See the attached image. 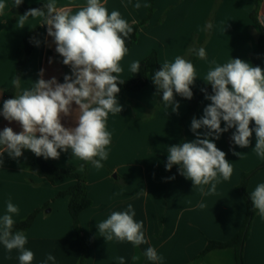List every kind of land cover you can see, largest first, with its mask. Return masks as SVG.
Here are the masks:
<instances>
[{
    "label": "crops",
    "instance_id": "obj_1",
    "mask_svg": "<svg viewBox=\"0 0 264 264\" xmlns=\"http://www.w3.org/2000/svg\"><path fill=\"white\" fill-rule=\"evenodd\" d=\"M29 6H38L47 0H23ZM257 0H155V11L147 27L140 29V39L121 61L123 79H130L132 61L141 62L153 51H157L161 65L173 62L177 56L186 57L194 41L206 51V57L195 64L197 78L192 85L200 90L206 84L202 79L215 61L222 65L232 59H242L253 66L251 53L258 47L259 28L251 14ZM9 8L0 15V104L4 90L13 84L16 56L26 34L42 24L43 18L29 17L23 27L13 21L14 0H5ZM59 8L75 12L86 0H56ZM108 11L117 10L130 25L149 15V0H101ZM141 4L139 9L134 5ZM215 10V11H214ZM215 12V13H213ZM23 15V14H22ZM21 16V15H20ZM213 21L210 20L213 18ZM259 18H264V0ZM212 27V28H211ZM211 37L206 40L209 29ZM54 38L43 25L34 40V50L26 61L19 92L30 88L32 83L43 78L55 77L58 82L68 74L70 66L63 64V57L56 52ZM51 61V62H50ZM264 70V54L259 60ZM43 70V76L40 75ZM211 95V94H210ZM118 102L122 111L109 113L107 130L111 143L107 147L108 158L101 161L102 167L92 166L88 172V194L92 206L80 216L83 237L90 248L88 264H118L116 257H124L125 264H236L235 249L214 250L200 258L209 241L227 242L241 229L246 216L247 204L239 193L238 186L244 173L256 169L264 162L253 151L255 133L247 148L235 145L229 130L214 140L216 146L226 153L232 163L233 173L229 180L217 184L213 194H202L193 188L185 176H173L166 169L168 147L196 139L191 131V120L203 116V109L211 103L202 99L193 118L187 121L182 133V118L189 109L188 101L174 99L179 108L172 111L164 104L158 108V98L151 85L121 96ZM73 108L76 105L73 104ZM2 113V111H0ZM78 111L63 117L65 127L74 126ZM224 122H221L223 128ZM11 127L19 133L18 122L4 119L0 114V131ZM201 134L207 129L197 130ZM60 151V150H58ZM242 153L241 157L233 153ZM22 156L13 159L4 153L0 166V217L6 212L7 202L19 209L14 221L26 219L36 210L42 209L34 223L24 234L25 248L34 253L32 264H43L48 254L55 261L48 264H79L82 246L69 210V198L59 194L75 184L74 179L58 180L52 184L41 176L42 160L61 168L80 166L83 162L72 156L71 150L60 151L58 159L37 157L23 149ZM174 177V179H171ZM264 183V170L248 183L250 194L256 186ZM210 185L204 186L207 192ZM203 203L204 208L199 207ZM128 204L136 213L134 219L143 222L146 244L139 247L115 239L105 241L98 232V223L113 211H126ZM49 205L48 208L45 206ZM148 247L156 249L162 261H149L144 255ZM138 255L139 260L132 257ZM19 252L8 253L0 243V264H19ZM245 264H264V217L257 213L252 223L251 235L244 247Z\"/></svg>",
    "mask_w": 264,
    "mask_h": 264
},
{
    "label": "clouds",
    "instance_id": "obj_2",
    "mask_svg": "<svg viewBox=\"0 0 264 264\" xmlns=\"http://www.w3.org/2000/svg\"><path fill=\"white\" fill-rule=\"evenodd\" d=\"M21 3L23 0H14L13 6L18 7ZM134 7L139 9L141 4L136 3ZM6 8L9 5L0 0V15ZM29 17L43 18L42 24L47 26L48 35L54 38L55 50L63 57V64L70 66L71 75L66 74L63 83L55 77L40 78L30 88L16 93L15 98L3 101L0 114L9 122H18L22 130L17 133L11 127H4L0 131V166L4 163V153L17 159L22 156V150L27 149L45 159H58L60 151L71 150L73 157L101 168V161L108 158L106 149L112 139L107 130L109 113L115 115L122 111L117 99L118 84L124 82L119 79L124 71L121 61L128 53L126 41L133 28L119 11L109 12L101 0H86L75 12L59 8L56 0H47L43 9H29L19 16L17 23L23 27ZM191 51L199 59L206 57L203 47ZM212 64L215 66L210 67L202 79L211 85L212 94L201 89L211 103L203 109V116L193 118L190 124L196 139L169 146L166 164L167 170L179 165L180 174L205 195L215 193L221 179L227 181L232 176V163L214 142L230 128H235L231 139L240 148L249 147L254 132L253 151L264 159V70L239 58H231L222 65L215 61ZM139 70L140 62L132 61L130 71L135 74ZM40 75L43 76V70ZM196 78L194 64L177 56L173 62H164L154 72L152 81L162 93L164 106L176 111L179 103L174 100V92L191 99L190 86ZM13 85L14 88L20 87L19 77L13 80ZM74 111L79 113L74 126L65 127L62 118L71 116ZM253 121L254 129L250 128ZM201 128L207 131L201 134L197 131ZM207 185L210 187L205 192L204 186ZM250 199L253 208L264 217V183L256 186ZM199 207L205 205L201 203ZM18 213V207L7 202L6 212L0 217V243L8 253L19 252V264H32L34 253L25 248L27 236L23 231H13V216ZM135 215L131 204L126 211H113L98 223L100 236L106 242L115 239L136 247L146 244L143 222L136 221ZM144 255L152 262L163 260L153 247H148ZM55 259L54 255L48 254L43 264ZM115 259L118 264H125L124 257ZM139 259L138 255L132 257L133 261Z\"/></svg>",
    "mask_w": 264,
    "mask_h": 264
},
{
    "label": "trees",
    "instance_id": "obj_3",
    "mask_svg": "<svg viewBox=\"0 0 264 264\" xmlns=\"http://www.w3.org/2000/svg\"><path fill=\"white\" fill-rule=\"evenodd\" d=\"M263 0H257L256 6L251 14V18L254 22V24L259 28V42L258 47L255 51L251 53V60L253 62V66H259V60L264 54V26L262 21L259 18L260 13V7ZM150 8H149V15L141 20L140 22L131 25L133 28V33L131 34L130 38L127 39V48L130 50L136 43H138L140 39V29L145 28L148 26L151 16L155 11V0H149ZM44 4L42 3L38 6H29L24 1L21 3L18 7L15 6L13 9V21H16V19L26 13L29 9H43ZM212 22V19L210 20ZM44 24H41L31 31H29L23 41L22 47L17 53L16 56V69H15V77L21 78L24 74L25 68H26V61L28 57L32 54L34 50V40L37 35V33L42 29ZM212 28V27H211ZM209 29L207 38L208 40L211 37L212 29ZM201 45L196 44V41L192 43L190 46L189 53L186 57H184L187 60H190L194 66L200 59L194 54V52L191 51L193 48H199ZM161 67L160 58L158 52L155 50L152 52L151 55H149L147 58L142 60L140 62V70L137 73H133L132 77L130 79H123L119 77L120 80H124L123 83H119L118 87L120 88V92L117 94V98L121 96H125L128 93L131 92H137L142 89H144L146 86L151 85L153 91L156 93L158 98V108H160L163 105L162 102V93L158 90L157 86L152 81V76L155 71H158ZM62 82H64V77L62 78ZM191 90L193 92V96L191 99L184 98L180 96L179 94H176L174 92V99H178L181 101H188L189 102V109L186 115L182 118L181 125H182V133L185 128V124L188 120L194 117V115L197 113L200 103L202 99L205 97V91L197 90L193 88L191 85ZM19 88H14V85L12 84L10 87L6 88L4 90V97L3 101L15 98L16 93H19ZM206 93L208 95L212 94V87L210 84H208L205 88ZM3 101L0 104V111L3 109ZM250 128H255V123L250 122ZM233 128L229 129V133L231 134ZM98 159V158H97ZM39 164L41 166V176L46 178L49 182L52 184H56L58 180L63 179H74L76 182L73 186H71L68 190L63 191L59 194L60 197H68L69 198V210L74 220V226L78 233V239L82 246V257L80 259L79 264H88V261L90 259V248L86 241V239L83 237V230L81 227L80 222V216L81 214L89 209L93 202L89 197L88 194V172L90 168L93 166L90 163L83 162L80 166H72L69 168H61L54 165H49L48 163L40 160ZM264 170V162L260 164L256 169H254L251 172L244 173L242 177V181L240 185L238 186L239 193L244 197L246 204H247V216L246 219L240 229V231L229 241L222 242V241H209L208 245L204 249V251L200 254V258L205 257L208 253L214 251V250H221V249H235L236 251V264H245V258H244V247L251 235V229H252V223L254 221V218L256 217L258 210L253 208L250 194L247 191L248 183L254 177L256 174H258L260 171ZM173 176H180V166L178 165L171 173ZM46 208L49 207V205L45 206ZM42 211V209L36 210L32 214H30L26 219L16 222L14 225L13 231L20 230L23 232H26L32 224L34 223L37 215Z\"/></svg>",
    "mask_w": 264,
    "mask_h": 264
},
{
    "label": "water",
    "instance_id": "obj_4",
    "mask_svg": "<svg viewBox=\"0 0 264 264\" xmlns=\"http://www.w3.org/2000/svg\"><path fill=\"white\" fill-rule=\"evenodd\" d=\"M262 23H263V26H264V18H262Z\"/></svg>",
    "mask_w": 264,
    "mask_h": 264
},
{
    "label": "rangeland",
    "instance_id": "obj_5",
    "mask_svg": "<svg viewBox=\"0 0 264 264\" xmlns=\"http://www.w3.org/2000/svg\"><path fill=\"white\" fill-rule=\"evenodd\" d=\"M215 11V10H214ZM213 13H215V12H213ZM213 19H214V16H213V18H212V21H213Z\"/></svg>",
    "mask_w": 264,
    "mask_h": 264
}]
</instances>
